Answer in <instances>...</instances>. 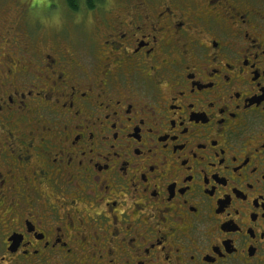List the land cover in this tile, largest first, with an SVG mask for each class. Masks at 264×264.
Instances as JSON below:
<instances>
[{
    "label": "flooded vegetation",
    "instance_id": "flooded-vegetation-1",
    "mask_svg": "<svg viewBox=\"0 0 264 264\" xmlns=\"http://www.w3.org/2000/svg\"><path fill=\"white\" fill-rule=\"evenodd\" d=\"M28 1L0 0V264H264V0Z\"/></svg>",
    "mask_w": 264,
    "mask_h": 264
},
{
    "label": "rangeland",
    "instance_id": "rangeland-1",
    "mask_svg": "<svg viewBox=\"0 0 264 264\" xmlns=\"http://www.w3.org/2000/svg\"><path fill=\"white\" fill-rule=\"evenodd\" d=\"M24 2L27 3V0H22ZM29 4V8H44V9H50V10H54L56 6L59 5V7H62L63 10L67 9V4L65 3L64 0H29L28 1ZM20 7V5H15L13 3H11V6L9 8H12V11L18 9ZM2 10L3 7H0V21H2ZM20 9H18L17 11H19ZM14 14V12L11 13V15ZM3 16L8 17V15L3 14ZM55 17V16H54ZM31 22V19H30Z\"/></svg>",
    "mask_w": 264,
    "mask_h": 264
},
{
    "label": "trees",
    "instance_id": "trees-1",
    "mask_svg": "<svg viewBox=\"0 0 264 264\" xmlns=\"http://www.w3.org/2000/svg\"><path fill=\"white\" fill-rule=\"evenodd\" d=\"M64 1H65V3L67 4V6L69 8L76 9L78 7V5H79V2H81L82 0H64ZM92 1H94V0H86V2L88 4H91ZM95 1H97V0H95Z\"/></svg>",
    "mask_w": 264,
    "mask_h": 264
}]
</instances>
